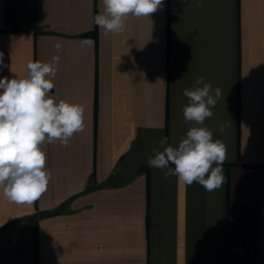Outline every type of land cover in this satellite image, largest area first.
Listing matches in <instances>:
<instances>
[{
	"label": "crops",
	"instance_id": "1",
	"mask_svg": "<svg viewBox=\"0 0 264 264\" xmlns=\"http://www.w3.org/2000/svg\"><path fill=\"white\" fill-rule=\"evenodd\" d=\"M102 10L0 0V78L60 55L51 95L85 109L67 147L42 145L51 176L37 201L0 188V264H264V0H163L107 35ZM198 77L222 90L205 121L227 147L212 192L147 163L162 137L175 145L194 126L183 90Z\"/></svg>",
	"mask_w": 264,
	"mask_h": 264
},
{
	"label": "clouds",
	"instance_id": "2",
	"mask_svg": "<svg viewBox=\"0 0 264 264\" xmlns=\"http://www.w3.org/2000/svg\"><path fill=\"white\" fill-rule=\"evenodd\" d=\"M184 0H181L183 3ZM103 10L94 16V24L109 33H120L129 15L150 17L163 6V0H101ZM84 44L91 46L88 39ZM57 53L62 45H54ZM60 55L51 62L39 60L27 63L24 76L0 78V188L10 203L31 205L47 190L51 173L46 167L42 145L59 141L64 147L74 133L84 130V107L66 100L56 101L51 95ZM0 67L4 54L0 52ZM183 95L188 102L183 106L185 124H192L186 135L175 145L168 137L153 149L148 165L159 169L163 177L175 176L179 183L190 186L198 183L205 191L219 189L226 180L223 165L227 147L205 121L214 116L212 109L222 96L220 88L198 77ZM225 131V125L219 127Z\"/></svg>",
	"mask_w": 264,
	"mask_h": 264
}]
</instances>
